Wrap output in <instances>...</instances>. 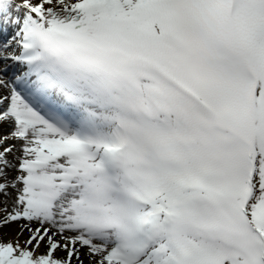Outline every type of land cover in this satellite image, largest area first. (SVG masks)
I'll return each instance as SVG.
<instances>
[{
  "label": "snow or ice",
  "instance_id": "6c2138e0",
  "mask_svg": "<svg viewBox=\"0 0 264 264\" xmlns=\"http://www.w3.org/2000/svg\"><path fill=\"white\" fill-rule=\"evenodd\" d=\"M13 223L0 264H264V0H0Z\"/></svg>",
  "mask_w": 264,
  "mask_h": 264
},
{
  "label": "rangeland",
  "instance_id": "374dc122",
  "mask_svg": "<svg viewBox=\"0 0 264 264\" xmlns=\"http://www.w3.org/2000/svg\"><path fill=\"white\" fill-rule=\"evenodd\" d=\"M9 131V129L6 127L5 129H4V132L6 133V132H8ZM18 225L17 224H15V223H13V224H10V225H8V226H6V227H4L3 229H0V232H2L3 233V235H4V239L5 240H7V239H11V238H13L15 235H16V232H17V230H18ZM27 235H28V233L26 232L25 234H24V237H21V239H24V238H26L27 237ZM43 248L40 250L41 252H43ZM59 255H64V253H59Z\"/></svg>",
  "mask_w": 264,
  "mask_h": 264
},
{
  "label": "trees",
  "instance_id": "16d2710c",
  "mask_svg": "<svg viewBox=\"0 0 264 264\" xmlns=\"http://www.w3.org/2000/svg\"><path fill=\"white\" fill-rule=\"evenodd\" d=\"M44 251V250H43Z\"/></svg>",
  "mask_w": 264,
  "mask_h": 264
}]
</instances>
